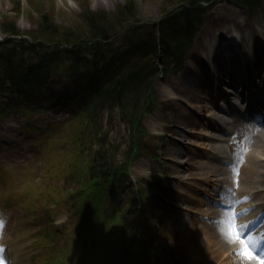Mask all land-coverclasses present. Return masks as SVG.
<instances>
[{
    "label": "rangeland",
    "instance_id": "1",
    "mask_svg": "<svg viewBox=\"0 0 264 264\" xmlns=\"http://www.w3.org/2000/svg\"><path fill=\"white\" fill-rule=\"evenodd\" d=\"M176 4H177V0H0V31L1 30L5 31V29H17L22 33L32 34L39 27L44 26V24L45 25L48 24V26L55 28L58 33L62 34L64 39H67L68 37L72 36V33H74L75 31H81V29L82 31L80 33V37H83L85 35V30H87V28L84 25V18L86 14H94L96 15V17H98V15L101 14L103 15L104 18H106L107 22L115 25L116 29L118 28L120 29L122 27V23H124L125 25L127 22H129L126 19L133 10L137 14V17H134L136 19L135 23L138 22L137 26H141V23L146 24V23H154L160 21L162 19V16L165 15L166 12L171 11L176 7ZM115 8L120 9L119 13H115V11L117 10ZM121 8H123V10H121ZM236 13L237 16H235ZM232 15H234L236 19L241 20V13L239 11H235V7L227 4L226 2H220L217 7H213L212 9H210L209 13L205 17L203 27L204 24L206 25V23L207 24L210 23L214 26V29L212 31H208L209 34L208 35L206 34L205 39L219 40V36H217V33L219 34V30L222 27V24L224 23L220 21L221 18L223 19L230 16L232 17ZM256 19L258 21L257 23L264 22L263 15L256 14L255 17L251 19V21L255 22ZM128 20H131L130 17ZM217 23L219 24L218 30L216 26ZM226 27L229 28L230 26H226ZM213 32H215L216 35L215 34L213 35L212 34ZM196 45L197 44L195 43L191 49H193ZM191 76L192 75H190L188 79H190ZM60 85H62V83H60ZM155 89L157 91L159 100L161 101L163 100L164 102L169 101L170 98L164 96L165 82L157 80V82L155 83ZM171 102L173 103V109L171 110V112H169V114L163 116L161 112H158L145 117V121H146L145 131L147 130L146 134L149 132L153 133V128L160 129V124L162 123L167 125L169 134L173 133L174 130L173 128H176L178 130L180 127H183L186 130L190 128L188 127L189 121L186 120V117H189L186 114L187 106H185L183 102L181 100L179 101L178 99L171 100ZM106 113L107 111L104 112V115H106ZM159 117L161 118L160 124L158 123ZM155 122L156 125L154 127L152 126V124ZM197 122L200 123V120H197ZM19 124H21V122L17 120L15 122H11L10 124H7L6 125L7 131L3 128L0 130L1 132L0 137L1 140L8 143V145L11 146L12 148H14V146L16 147L14 148L15 149L14 152L21 151L23 153L20 155L21 157L17 155L18 157L17 161L22 160V164H17L15 160L9 158L8 167L5 165L4 167L5 170H8L11 166V163L14 164L16 167H20L24 164V162L27 163V167H22L21 169H17L16 167L11 166L14 178L17 181L12 180L10 175L6 176L7 173L5 172H2L4 175H1V177L3 178L2 185L6 193L14 195L15 199L21 201L23 200L28 205H30L34 201L36 203V207L39 206L37 208L39 211L36 212V214H37V218L40 219H28L29 217L27 216V214L21 212L22 213L20 215L21 217H19L17 221L16 220L14 221V224L10 227L8 231L11 234V235L9 234V236H14V238L12 237L13 240L18 241L19 244H21L19 245L22 246L21 255L22 257L25 258V260H23L22 262L26 263V260L29 261L30 256L33 255L31 251L32 250L31 247L35 239H33V237L31 236L32 231L31 230L29 231L25 225L28 222H30V220L38 221L39 224L41 220H43L41 218L47 217L48 215H53L55 216V218H57V216L59 215L65 216L67 214L66 208L62 210L63 207L62 203H59L60 205H58L53 201L51 202L52 199L53 200L57 199L59 201L60 198L62 199L65 196L62 195V193H59L60 187H58L59 184L58 182L48 185V187H45L44 188L45 191H41L40 193L39 191H36L38 188L36 187L37 183H40L39 181L40 178L44 179L45 176V173L43 172V168L48 167L51 164L53 165L58 164L67 167V164H69L70 159L72 163H74L75 160L76 165L79 167L82 179L84 180V178H86V180H88L86 160L84 157V155L86 154L83 155V153H86L87 150L89 149V146L91 144V137L88 136L85 142L84 143L82 142L77 149L71 140L58 141V132H55L53 135L50 136L52 139L46 138L41 142V144L40 142L33 143L31 139L38 138L39 133L43 132V130L39 132L38 131L33 132L30 136V139L28 138L24 140L18 138V136L15 135V130ZM44 127L45 126H43L42 128ZM145 137L147 141V139H149L148 136H145V134L140 130L136 131L134 133V139L132 144L135 145L140 144L142 142L140 140L144 139ZM185 139H186L185 141L190 142V140L188 139V135L185 136ZM190 143H192V141ZM42 145H44L45 148L48 149V151L46 152L47 159L45 158V153H42L43 155L41 158H38L35 154V152H37ZM174 145H177V143H175ZM186 146L190 148L189 145ZM124 151L125 149H123V152ZM157 163L158 162L153 160H149V161L146 160L145 162L143 160H140L135 162L130 169V175L132 179L136 181V183H133V181H131L132 184H136L137 186L144 187L147 190V188L150 187L151 184L150 181L153 182L158 175H162V174L168 175L165 174L166 171L164 169L158 168ZM165 166H167V164H165ZM173 167L174 169L182 170L177 166H173ZM197 172L198 171H195V168H193L188 173L190 175H195L194 173ZM51 178L52 179H50L49 182L52 183L55 180V178L53 175H51ZM83 180L81 185H84ZM29 182H32V184H30ZM61 182L66 183V179L62 178ZM171 182L172 181L168 182L167 184H169L170 187H173L174 184ZM33 183H35V186H33ZM179 189H181V187H179ZM101 191L102 190L99 189L97 193L98 192L102 193ZM146 193L148 194V192ZM116 196L114 197L116 198ZM148 196H146V200H149ZM1 197L2 196H0V198ZM121 197L123 196H117L118 201L115 202L117 204L116 205L117 207L122 206V204L120 206L119 203L125 202V200L123 199L121 200ZM101 202L105 203V208L107 209L109 208L108 204L112 201H109L107 199V200H102ZM34 207L35 206L31 207L30 210L34 211L33 209ZM123 210L124 209L122 208H120V212L119 210H117V208L109 210L110 214L111 215L113 214L115 216L111 218L114 219V221L109 222L108 230L115 231L117 228H119L121 222L119 218L121 216H124ZM71 212L74 216L70 217L68 215V218H70V220H72L74 224L68 225L67 227L68 229L65 231L64 236L62 234V235H58L55 238L56 239L55 243L51 244L50 250L46 252V255H49L52 252L54 253L57 251L59 252L62 251L64 248H67L68 243L64 245L63 244L60 245V243L67 239L66 235L70 234L71 236H74L73 233L75 231L73 232L72 228L74 226L79 227L77 223L82 224V221L76 217V212L73 209ZM185 214H183V216ZM186 215L190 216L188 214ZM191 216L192 218H194L193 215ZM167 220L169 226L167 227L168 228L167 236L165 238L167 242L171 243L170 245H172L173 250L175 252L180 253L179 249L181 253L186 252L188 255H185V257L189 258L188 262L190 261V264L212 263L214 253L207 254L208 250H210L211 247H208V244L205 241L202 233L197 230V226L199 225H197L194 220H192V223L188 225V228H186V230L184 229L185 227L181 224L183 219L173 218L171 212L168 215ZM43 223L46 222L44 221ZM80 229H82L81 226ZM170 235L172 236L171 237L172 241L169 238ZM207 239L209 240V244L214 242V240L210 236ZM75 240L76 238H74V241L72 240L70 242L68 247V249L72 250L71 251L72 254L78 253L79 251V246L75 247L73 243L75 242ZM199 242L204 243L205 247L208 248L204 249L203 245L198 246ZM22 243L25 245H23ZM83 244L87 246L88 241L84 239ZM56 245L58 247L55 250L54 248L56 247ZM194 246H195V250L199 249L198 250L199 254L196 256V259H192L193 253L195 251ZM82 251H81L82 254L80 252L78 256H72L70 260L66 261L65 264H80L82 262V255L87 250L83 249ZM37 252H38L37 256L39 255L38 259L40 258L43 259L45 257L43 256V253L45 252H42L41 250H38ZM57 253H55V255ZM189 253H191V255H189ZM218 254H219V250L217 249L215 255L218 256ZM94 261L97 262L98 258L95 257ZM30 263H33L32 257L30 259ZM167 264H169V262H167Z\"/></svg>",
    "mask_w": 264,
    "mask_h": 264
},
{
    "label": "trees",
    "instance_id": "2",
    "mask_svg": "<svg viewBox=\"0 0 264 264\" xmlns=\"http://www.w3.org/2000/svg\"><path fill=\"white\" fill-rule=\"evenodd\" d=\"M193 2H195V0ZM134 15H135V11L133 10L129 14V16L127 15L128 16L127 19L129 17L130 18L133 17ZM104 21L105 19L103 15H98V17L92 14L90 15L88 22L92 30L93 37L96 35L98 36L100 35V34H97L96 31L100 26L104 24ZM192 32H194V30H192ZM59 36H60L59 33L54 31L52 28L48 26H44L42 29L38 30L35 38L43 39L44 41L51 42V43H58L60 45H62L64 42L70 43L71 41L77 40V38L74 37V34L68 37L67 41H63L59 39ZM136 36L137 38H139L140 33L138 31H133L129 37L124 36L121 39V41L123 42L125 41L124 46H131L132 44L134 45ZM91 38L92 37H90V39ZM135 42H137V40ZM105 46L108 47V45H101L98 42H92L89 44V47L87 48L88 50L87 52L93 55V57L96 59L98 55L97 51H102V48H105ZM111 46H113V43ZM79 55L80 53L75 55L73 59H70L71 61H74V62L70 65V69L66 70V72L68 74L77 73V75H80L79 77H81L80 78L81 82L85 83V81L87 80L85 72L81 73L80 70L78 71L71 70L72 68H75L76 61L79 60ZM50 63H52L55 66H59L60 63H63V64L68 63V59L65 58V55L59 46L49 47L48 49H46L44 53V57H42L40 64L46 65ZM149 64L150 65H145V70L143 69L137 70V69L131 68L130 65H125L123 67H120L117 70H115L114 67L111 68L109 66H106L103 69H100L99 71L97 70L98 72H100V74L107 77L108 85L106 86V90H107V94H109L108 96L102 98L100 101H97V102L99 104L104 105L106 104L105 102L107 101L106 98L109 99L111 97L114 100L115 98L114 96L116 95L118 96L116 100L118 101L120 106H121L120 103H122L123 108L125 110H127L128 107L130 106V109L132 108L136 111V114H133V115L138 116L142 112V110L146 107L145 102H147V100L149 99L148 89L151 84V80L150 78L146 77L147 66L152 67V64L150 62ZM132 81H137L136 83L137 85L134 84ZM130 86H131V89H130ZM132 89H135V90H132ZM131 92L135 94H131ZM98 106L94 107L93 112H96V111L99 112ZM99 155H100V158H98L99 161L95 158V161H94L95 163L94 162L92 163L91 170L94 173L105 175L106 178H108L107 176H109L110 171L113 170V168L112 166L110 167L107 160L102 159V157L104 156V153H101Z\"/></svg>",
    "mask_w": 264,
    "mask_h": 264
},
{
    "label": "bare ground",
    "instance_id": "3",
    "mask_svg": "<svg viewBox=\"0 0 264 264\" xmlns=\"http://www.w3.org/2000/svg\"><path fill=\"white\" fill-rule=\"evenodd\" d=\"M223 20L226 22L225 26H227L228 24L231 23V17L223 18ZM213 29H214V26L212 24H210V23L206 24L204 26V28L202 29V33H201V35L199 36V39H198V43H197L198 44V48H202L204 43H205L204 35H206V33H209L208 31H212ZM212 34H214V32ZM224 40H227V39H224ZM224 40L223 41L221 40V42H217L215 47H214V44L212 45V47H211V55H212V57L216 56V58L218 59V57L219 58L221 57L222 53H228V58H232L234 56V53H233L234 44H233V42L232 41H230V42L229 41H224ZM254 47H255V45H254ZM198 55L199 54H196L195 52L191 53L192 61H190L189 66L190 65L191 66H196V64H197V66L200 65V60L202 58L204 59V56H201L198 59V57H197ZM243 62H245V61L243 60ZM254 67H255V69L257 71L260 68V66L259 67L254 66ZM255 78L256 77L254 76L253 79L256 80ZM263 81H264V77H262V76L261 77L259 76V78H257V80H256V82H263ZM190 85H191V83H190ZM181 91H182V93L185 94V96L187 97V99H189V101L191 103H193L194 101H199L201 99L200 94H197L195 92V86L194 85H192L191 87H187V86L182 85L181 86ZM174 94H175L174 92L171 93V95H174ZM196 108H198V107H196ZM198 110H200V109L198 108ZM203 111H206L207 112V118L211 119V121H213L215 123L217 122L216 119L221 116L220 111L219 110L216 111L213 106H209V107L205 108ZM245 172H246V168L244 166L243 169H242V175H245ZM251 178H253V177H251ZM259 194L260 195H258V197L256 199H253L254 205L255 206L258 205L257 207H259L261 205H264V202H263V200H264V184L263 183L261 185ZM244 219H248V217H246ZM252 219L256 220L257 218L254 217ZM213 236L217 237L215 233L213 234ZM216 241L219 244L221 243L220 240L216 239ZM19 249H20L19 247H16V250L10 249V252L14 251L15 253H17L18 251H20ZM212 252L214 253L215 250H212ZM221 258H220V260H221ZM12 261H14V258L12 259Z\"/></svg>",
    "mask_w": 264,
    "mask_h": 264
},
{
    "label": "snow or ice",
    "instance_id": "4",
    "mask_svg": "<svg viewBox=\"0 0 264 264\" xmlns=\"http://www.w3.org/2000/svg\"><path fill=\"white\" fill-rule=\"evenodd\" d=\"M2 223V222H0ZM230 239H238L241 244L240 254L248 259H252L253 254L251 252V245L248 243V241L244 240L242 237L239 236L238 230L234 232L229 233ZM251 239V238H250ZM4 248L2 245H0V264H6L5 258L3 256ZM264 259V258H262Z\"/></svg>",
    "mask_w": 264,
    "mask_h": 264
}]
</instances>
